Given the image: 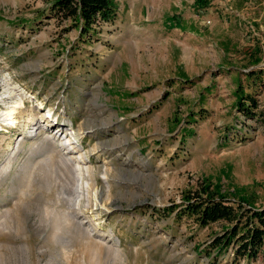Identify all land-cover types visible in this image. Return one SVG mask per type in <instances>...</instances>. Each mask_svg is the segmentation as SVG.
Segmentation results:
<instances>
[{"label":"rangeland","instance_id":"1","mask_svg":"<svg viewBox=\"0 0 264 264\" xmlns=\"http://www.w3.org/2000/svg\"><path fill=\"white\" fill-rule=\"evenodd\" d=\"M111 2L82 36L47 0H0V100L4 78L22 98L0 129V264H264L214 247L228 223L167 209L264 206V0Z\"/></svg>","mask_w":264,"mask_h":264},{"label":"trees","instance_id":"2","mask_svg":"<svg viewBox=\"0 0 264 264\" xmlns=\"http://www.w3.org/2000/svg\"><path fill=\"white\" fill-rule=\"evenodd\" d=\"M197 1L209 6V0ZM115 14L111 0H47V6L40 16L70 19L84 36L94 31L96 24L111 22ZM261 74L262 71L256 70L247 74L250 87L257 86L256 80H261ZM237 92L238 111L247 118H254L257 115L254 95L243 93L239 89ZM167 209H176L175 215L191 217L200 226L218 221L228 223L229 227L224 229L223 234L215 237L214 247L220 249L232 245L235 258L254 262L261 257L264 263V206L255 208L241 201L232 202L229 198L202 191L186 195L181 203Z\"/></svg>","mask_w":264,"mask_h":264},{"label":"bare ground","instance_id":"3","mask_svg":"<svg viewBox=\"0 0 264 264\" xmlns=\"http://www.w3.org/2000/svg\"><path fill=\"white\" fill-rule=\"evenodd\" d=\"M4 83L6 84L7 88H5L6 95L4 97H2V99L0 100L4 104V108L3 109L0 108V129H2L4 131H7L6 129H3V127H8V126L10 127L11 125H14L16 123V119H15L14 115L17 112V109L22 105V98H20L19 96L18 97L17 96L13 97V95H14V93L12 91L13 88L10 87L11 83H9V81L6 78H4ZM6 99H9L11 101H6ZM55 126H56V130L59 129L60 132H61V130H64V126L63 127H59V128H58L57 125H55ZM70 129H71L72 132H68L69 133L68 134V138L69 139H74L76 137V134H75L73 128H70ZM40 130H38L36 134H38V132ZM46 130H48V128H46ZM45 132H47V131H45ZM65 132L67 133L66 130H65ZM22 143H24V140H23V138H20V143H19L18 146H20V144H22ZM93 196H94L95 200L98 198L96 189H94V191H93Z\"/></svg>","mask_w":264,"mask_h":264}]
</instances>
